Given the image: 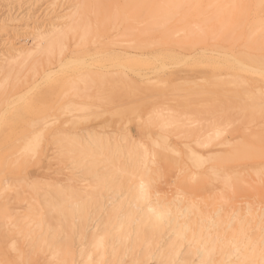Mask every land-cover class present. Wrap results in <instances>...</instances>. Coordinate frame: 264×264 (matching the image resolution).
Segmentation results:
<instances>
[{
    "label": "bare ground",
    "instance_id": "6f19581e",
    "mask_svg": "<svg viewBox=\"0 0 264 264\" xmlns=\"http://www.w3.org/2000/svg\"><path fill=\"white\" fill-rule=\"evenodd\" d=\"M63 1L0 0V264H264V0ZM105 38L115 69L50 77ZM159 51L175 73L148 71ZM64 115L124 131L55 139L65 173ZM167 164L206 193L164 200Z\"/></svg>",
    "mask_w": 264,
    "mask_h": 264
},
{
    "label": "rangeland",
    "instance_id": "374dc122",
    "mask_svg": "<svg viewBox=\"0 0 264 264\" xmlns=\"http://www.w3.org/2000/svg\"><path fill=\"white\" fill-rule=\"evenodd\" d=\"M32 1L34 4H32V6L30 8L33 7L32 10L37 11V13L46 12V10H48V9H50V10L55 9L56 12L57 11L62 12V11H64L63 8L68 6L67 2L63 1V0L61 1V3H59L60 0H56V5L51 4L52 0H39V1L38 0H36V1L31 0V2ZM126 1L129 2L130 0H126ZM25 5H24V7H26ZM17 22L15 21V23H17ZM11 23L14 24V21ZM21 38L22 37H20L21 41H19V42L22 43ZM106 39L107 38L103 39V41L100 43H97L95 45H91L89 47V49H87L84 52L67 54L66 60L69 62L65 63L64 66L62 68H60L59 70H54V71L50 72V77L51 78L61 77V78L66 79L67 77H74L76 74H78L84 70H88V69H96V68H103L105 70L115 69V67H112V65L110 64L112 61L110 62V60L101 59V58H104L103 55H106L107 53H109L110 51H112L114 49L113 46H109L106 43ZM174 54H175V56L180 55V54L178 55L177 53H174ZM146 57H148L150 59V61H154V63H152V66H151L152 68L149 69L148 71L156 70V69L159 70V67H160L159 60L161 62L165 63V68L167 70L165 72H167V74L175 73V69H177V66H175L176 64L172 63L173 61H171L172 56L164 54L162 51L148 53L146 55ZM79 58H82L83 62L82 61L77 62V59H79ZM156 58L159 60H157ZM153 64H154V66H153ZM51 67H53V66H51ZM182 68L185 71L177 70L178 71L177 73H179L180 76H187V80H193V81L199 82L195 77V75H199V74H197V72L194 71V68L191 65L186 64V65H184L178 69H182ZM169 71H171L172 73H170ZM156 73L161 74L163 72L156 71ZM193 75H194V77H193ZM62 89H64V81H63V86L61 87V91H62ZM61 102H62V100L59 96L58 100L55 103H52V105H53V107H55L58 104H60ZM64 116H60L58 119V121L60 122L61 128L56 130L54 133V130L52 129L53 127H49L46 130V135L49 139V142H48L49 144L47 146V151H49V152L47 154V158L49 159L52 168L57 169L60 167L65 173H67L68 170H66V169H69L70 163L65 157H61V156H59V154H57V148H56L57 145H56V143H54L55 139L60 138L62 136H77V135L82 136L85 132L84 129L88 130L91 128L100 131L103 127L106 130L110 131L111 133H113L117 136H120L124 131L123 126L121 127V125L114 123L112 118H109L106 116L101 118V120H98L95 123L93 122L94 124L92 123V125L86 126V127H84L83 125H80V124H71L70 122L63 123L67 117L66 115H64ZM98 125H100L101 127ZM131 132L133 135L138 136L140 133V129L138 128V125L137 126H136V124L132 125L131 126ZM19 139L14 140L12 142V144L14 143V145L18 146V144L22 141V138H19ZM18 141H19V143H17ZM16 146L12 150L13 153L18 149V147H16ZM162 168H163V170H161V175H160L161 178H160V180H157L158 182L156 181V186H157L158 190L160 191L159 195L161 194L163 197L165 196L164 198L162 196H160L164 200H169V199L174 200V198L176 197L179 200H180V198H187L186 201H188V198H191L189 200L193 201V199H194L196 201V200H199L200 197H202L206 193V192H204L205 190L203 191V189H201V188H199V189L192 188L188 183V180H187L188 176L186 177V175H185V177H181V178H179V176H176L177 173L170 164L164 165V166H162ZM180 176H182V175L180 174ZM106 194L109 197H112L111 191H107ZM106 194L103 193V195L100 196V198H99V196H97L96 199H103V200L107 199V196H105ZM116 198H118L120 200L122 199V198L115 196L113 198V200H117ZM120 200H117V201H120ZM183 201H185V200H183ZM123 261H125V259ZM123 261L117 262L115 264H120V263L124 264ZM126 264H129V263L126 262ZM143 264H156V262L154 259L150 258L147 260L145 259V263H143Z\"/></svg>",
    "mask_w": 264,
    "mask_h": 264
}]
</instances>
